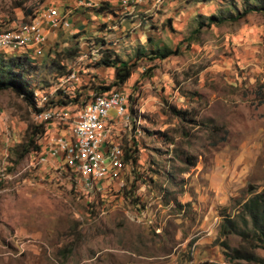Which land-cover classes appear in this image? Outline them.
Listing matches in <instances>:
<instances>
[{"label":"rangeland","instance_id":"1","mask_svg":"<svg viewBox=\"0 0 264 264\" xmlns=\"http://www.w3.org/2000/svg\"><path fill=\"white\" fill-rule=\"evenodd\" d=\"M245 1L0 0V31L65 8L40 47H12L35 53L23 73L36 109L0 90V264H264V246L219 233L264 185V10L197 26ZM104 54L132 65L112 87L127 95V112L102 131V142L119 148L108 181L87 179L66 150L47 145L58 134L75 145V113L97 86L113 83V68L99 63ZM73 96L76 106L55 108L62 119L35 118L49 98ZM37 123L39 153L19 158ZM233 248L253 249L254 258Z\"/></svg>","mask_w":264,"mask_h":264},{"label":"trees","instance_id":"2","mask_svg":"<svg viewBox=\"0 0 264 264\" xmlns=\"http://www.w3.org/2000/svg\"><path fill=\"white\" fill-rule=\"evenodd\" d=\"M101 8L102 6H100L97 10L100 11ZM259 10H264V6L256 5L255 3L248 2L246 0L244 7H242L240 11H236L235 13L228 12L226 13V15H222L221 13L210 14L209 16L204 17V21L198 22L197 26L201 27L205 24H219L224 21H235L238 18L245 16L249 12ZM177 50V48L173 50L160 49L152 52L151 58H164L169 54H175ZM5 55L7 54L4 52H0V90L10 89L17 96H20L25 104L31 105L33 109H36L34 99L35 91L25 79L23 73V69L30 66V60H32V58L24 53L7 55L6 58ZM99 60V63L113 68V83H111V85L107 84L97 86L96 90L92 91L91 93H100H93L91 97L90 93V95L86 97V100L82 103L80 108L84 106L86 102L93 100L95 97L107 94L113 90H117L113 89L112 87L122 84L130 75L132 66L131 63H126L125 61L120 60L115 55L113 57H110L108 54H104ZM262 102L264 103V100ZM48 103L50 105H48ZM77 103L78 102L74 96L70 97L69 100L57 99L56 101H51L49 98L48 102L46 100L45 107H65L67 105L76 106ZM171 109L174 116L182 117V114L184 113L183 110H177L174 108ZM30 128L31 136L28 138L26 144L22 147L19 158L30 152H34L35 154L39 153L40 146L36 144L35 140L39 135L43 133V125L42 123H37L31 125ZM219 130H221L219 125H211V131L215 134ZM224 138L225 131H223V135H221L218 139H215L212 144H216L217 142L224 140ZM124 158L125 160L130 159V153L125 152ZM238 220L240 221V224H238ZM219 233L222 235L227 233H235L240 237L245 238V241L252 242V245L260 244L264 246V185L260 188L259 191L253 192L240 204V209L237 211V219L234 220L231 218H224L223 223L219 224ZM232 250L236 254V257L242 258L246 261H250L254 258V253L252 251L253 249L240 250L239 248H233Z\"/></svg>","mask_w":264,"mask_h":264},{"label":"bare ground","instance_id":"3","mask_svg":"<svg viewBox=\"0 0 264 264\" xmlns=\"http://www.w3.org/2000/svg\"><path fill=\"white\" fill-rule=\"evenodd\" d=\"M60 12H62V10ZM31 28H32L31 26H24V27L17 28V29L0 31V36H8L7 39L2 40V46H0V48H2L4 46H8V47L12 46V47H19V48L26 46L31 40L30 36H19L18 37V36H9V35L19 33L22 31H26V30H30ZM41 41L42 40H40V46H41ZM119 93H120V91L113 90L107 94L95 97L93 100L87 102L84 106H82L75 113V115L73 117V135L75 137V151H74L73 158H75L74 159L75 162H74V160L70 161V164H68V165H70V166H73L74 164L77 165V169L81 173H83L84 175H86V173L84 170L81 169V167L77 161L79 150L81 149V160L82 161H89V160H91V158H93L94 155H96L95 142L102 138V131H103V127L105 126L106 122L109 121L112 117H119V116L124 115L125 112H127V101H128L127 95L125 96L124 105H118V112L113 113V115H110L109 113L96 114V119L92 121L91 128L84 129L85 141H84V147H82V148H81V132L79 131V127H78V124H79V117L78 116L81 113L90 110L101 99H112V98L118 96ZM50 109L51 108H48V107L40 109L41 111H45V112L39 118H38V112L35 111V118L37 119V121H40V122H42V121L44 122L46 120L50 121V119L52 120L53 117H55V116L60 118V119L63 118V114L61 112H57L56 110L50 111ZM64 142L65 141L63 139L57 140L56 137L53 135V136L49 137L47 144L53 145L52 148H58L59 149L61 146L64 145ZM114 146L116 149L119 150V148L116 147L115 143H114ZM104 151H105V147H104L103 155H102V164H105V165L95 166L94 170L91 171V173L87 176V179L98 180V179L107 177L109 175V172H110V169L108 168V163L110 160L113 162L115 160V164L119 165L120 159L117 157L113 158V156L115 154H114V151H112V149H109L107 152H104ZM53 152H55V151H53ZM107 181H108V177H107Z\"/></svg>","mask_w":264,"mask_h":264},{"label":"built area","instance_id":"4","mask_svg":"<svg viewBox=\"0 0 264 264\" xmlns=\"http://www.w3.org/2000/svg\"><path fill=\"white\" fill-rule=\"evenodd\" d=\"M136 1V0H131ZM80 4H85L84 2ZM62 9L56 8H49V11H47L44 14V17L42 20H38L34 24V26L30 30L22 31L19 33H15L9 36H30L31 37V46L29 47H40V40H46L47 34L50 33L54 29V19L56 15L61 11ZM8 36H0V46H2V40L7 39ZM9 50H13L12 47H8ZM125 96L126 94L121 92L118 96L112 98V99H101L94 107H92L90 110L85 111L81 113L79 117V131L81 132V148L84 147V129L91 128V123L93 120L96 119V114L99 113H109L110 110H113V112H118V105H124L125 102ZM55 108L58 107H51L50 111L55 110ZM38 112V118L43 115L45 111L36 110ZM96 147V155L91 158L89 161H82L81 160V149L78 152V163L82 170L85 171L86 177L91 173V171L94 170L95 166L97 165H105L102 164V155L104 147H113L114 148V154H115V146L113 142H102V138L95 142ZM53 151H55L57 154H60V150L58 148H52ZM115 163V161L113 162ZM117 173V172H116ZM107 181V177H105V180Z\"/></svg>","mask_w":264,"mask_h":264},{"label":"crops","instance_id":"5","mask_svg":"<svg viewBox=\"0 0 264 264\" xmlns=\"http://www.w3.org/2000/svg\"><path fill=\"white\" fill-rule=\"evenodd\" d=\"M65 9V8H64ZM64 9H62V12H63V10ZM69 11H71V9H68ZM71 14V13H70ZM70 14H66V16H63V23L64 24H62L61 25V27H65V26H67L68 25V23H70ZM107 18V17H106ZM58 19V18H57ZM57 19H55L54 20V23H56L57 22V25L56 26H59L60 25V23L57 21ZM104 19H105V17H104ZM103 19V20H104ZM31 24H34V23H31ZM26 26H31V27H33L34 25H26ZM59 28V27H58ZM54 29H56V27L54 26ZM27 45H31V40H30V42L27 44ZM26 45V46H27ZM26 46H24V47H22L21 49H25L26 48ZM9 47H12V46H9ZM5 48V49H4ZM6 48H8V47H2L1 49H0V52H4V53H7V54H9V55H11V54H19V53H24V54H27V55H29V54H31L32 55V57H33V55L35 54L34 52H30V51H25V50H23L22 52H19V51H15V50H9V49H6ZM27 52V53H26ZM11 53V54H10ZM30 56V55H29ZM38 56V55H37ZM72 129H73V126H72ZM55 137H56V139L57 140H60V139H63L65 142H64V145L63 146H61L59 149H60V152H62V150H66V153L72 158V155L74 156V151H75V145L74 146H71V147H69L68 148V145H69V143H68V140L66 139V137H64V136H62L61 134H58V135H55ZM49 147H50V149H51V152H53V150H52V147H53V145H50V144H47ZM110 149V148H109ZM108 149V150H109ZM107 150V151H108ZM106 150L104 151V152H107ZM53 153H55V154H57L56 152H53ZM69 156H68V163L67 164H70V161H73V160H71V158H69ZM53 158V157H52ZM70 160V161H69ZM112 161L110 160L109 161V163H108V168L110 169V163H111Z\"/></svg>","mask_w":264,"mask_h":264}]
</instances>
